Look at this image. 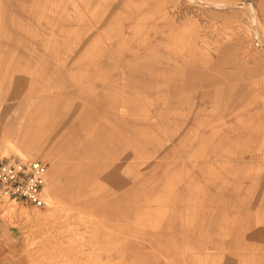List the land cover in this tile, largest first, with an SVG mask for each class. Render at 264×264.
<instances>
[{
	"label": "rangeland",
	"instance_id": "obj_1",
	"mask_svg": "<svg viewBox=\"0 0 264 264\" xmlns=\"http://www.w3.org/2000/svg\"><path fill=\"white\" fill-rule=\"evenodd\" d=\"M8 157L1 264H264V0H0Z\"/></svg>",
	"mask_w": 264,
	"mask_h": 264
},
{
	"label": "built area",
	"instance_id": "obj_2",
	"mask_svg": "<svg viewBox=\"0 0 264 264\" xmlns=\"http://www.w3.org/2000/svg\"><path fill=\"white\" fill-rule=\"evenodd\" d=\"M46 171V165L38 160L21 157L1 159V196L25 207H45Z\"/></svg>",
	"mask_w": 264,
	"mask_h": 264
},
{
	"label": "crops",
	"instance_id": "obj_3",
	"mask_svg": "<svg viewBox=\"0 0 264 264\" xmlns=\"http://www.w3.org/2000/svg\"><path fill=\"white\" fill-rule=\"evenodd\" d=\"M11 245H15V248L19 253V250L21 249L19 240L16 239L13 232H9L5 228H2L0 230V264L3 262V255L7 252L8 248H13Z\"/></svg>",
	"mask_w": 264,
	"mask_h": 264
},
{
	"label": "bare ground",
	"instance_id": "obj_4",
	"mask_svg": "<svg viewBox=\"0 0 264 264\" xmlns=\"http://www.w3.org/2000/svg\"><path fill=\"white\" fill-rule=\"evenodd\" d=\"M250 4H251V3H250ZM16 148H17V147H16ZM21 155H22V154H21ZM22 156H23V155H22ZM51 201L54 203V201H53V200H51ZM53 203H52V204H53Z\"/></svg>",
	"mask_w": 264,
	"mask_h": 264
}]
</instances>
